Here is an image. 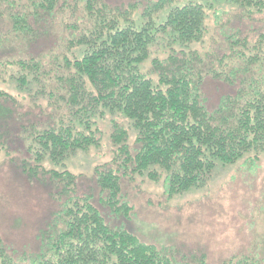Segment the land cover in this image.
Listing matches in <instances>:
<instances>
[{
	"label": "trees",
	"instance_id": "16d2710c",
	"mask_svg": "<svg viewBox=\"0 0 264 264\" xmlns=\"http://www.w3.org/2000/svg\"><path fill=\"white\" fill-rule=\"evenodd\" d=\"M225 1L247 17L264 9V0ZM219 3L225 4L224 0H152L143 6L107 0H0L12 38L32 41L40 34V23L65 8L78 7L83 17L79 31L67 39L71 55L62 53L56 84H48L52 102L64 104L65 111L35 131L29 144L34 165L27 169L52 179L59 208L40 229L35 252L16 255L0 236V264H178L166 249L141 240L123 225L109 223L91 194L79 191L77 174L46 168L41 161L63 159L97 144L98 118L106 112L128 118L136 129L134 150L126 142L127 128L112 120L111 140L119 144L113 164L94 168L104 204L127 214L131 205L122 194V174L163 176L171 195L207 179L217 161L264 153V80L252 74L253 67L264 64V33L253 40L238 30L228 33V49L220 56L200 49L197 44L210 31L207 8ZM8 42L0 38V46ZM235 45L241 47L235 50ZM54 58L58 56L45 54L11 62L21 68L16 75L19 83L28 85L42 82ZM215 58L219 64L228 66L234 60L243 65L228 67L227 79L231 83L238 79L237 88L209 108L202 83L206 73L221 72L213 66ZM145 60L151 63L147 70L140 67ZM39 91L45 92L44 84ZM0 96L10 94L0 89ZM4 105L0 103V117L10 113ZM194 256L198 264L206 263L203 254ZM257 262L234 255L219 264ZM182 264L194 263L185 259Z\"/></svg>",
	"mask_w": 264,
	"mask_h": 264
},
{
	"label": "rangeland",
	"instance_id": "374dc122",
	"mask_svg": "<svg viewBox=\"0 0 264 264\" xmlns=\"http://www.w3.org/2000/svg\"><path fill=\"white\" fill-rule=\"evenodd\" d=\"M107 1L122 5L135 2L139 6L152 2ZM224 2L207 8L210 31L204 41L197 44L200 49L213 50L218 56L228 49L225 42L228 33L238 30L252 40L258 33H264V9L247 17ZM159 14L164 15V10ZM51 17L40 23L37 30L41 35L37 32L36 38L30 41L12 38L7 27L8 17L0 13V38L10 41L0 46V89L10 94L7 98L0 96V103L10 112L0 117V236L16 255L37 250L40 229L55 218L59 208V200L51 189L52 179L40 171L29 173L27 169L34 165L29 144L35 131L52 124L65 111L64 104L56 106L52 102L54 94L49 96L52 86L48 84L50 81L56 84L55 74L61 73L62 53L71 55L66 47L67 39L79 31L83 17L78 7L65 8ZM239 47L241 45H235L234 49ZM152 49L155 52L157 48L153 45ZM45 54L57 55L58 59L54 58L46 69L48 72L41 77L42 82L19 83L16 75L21 68L11 60ZM217 60L215 58L213 66L221 72L215 75L212 71L203 77L202 88L209 108L216 106L223 94L235 91L238 79L232 78L234 83L227 79L228 67L242 64L233 60L232 65L227 66ZM150 66L149 60L140 64L146 70ZM252 74L264 80V64L253 67ZM40 84H44L45 92L39 91ZM112 120L127 128L126 142L133 151L136 129L130 120L119 113L106 112L98 118L97 144L76 149L55 161L44 157L42 165L66 168L77 174L79 191L91 194L109 223L123 225L141 240L166 249L178 264L185 259L198 264L194 255L200 254L204 255L205 264H219L222 259L234 255L252 257L257 264H264V153L256 156L249 152L227 163L217 161L207 179L171 195L165 190L163 176L153 179L141 173L122 174V194L131 209L127 214L117 213L104 204L94 180L95 166L113 164L112 158L116 155L119 144L111 140Z\"/></svg>",
	"mask_w": 264,
	"mask_h": 264
}]
</instances>
